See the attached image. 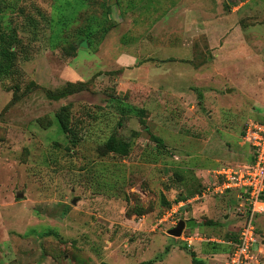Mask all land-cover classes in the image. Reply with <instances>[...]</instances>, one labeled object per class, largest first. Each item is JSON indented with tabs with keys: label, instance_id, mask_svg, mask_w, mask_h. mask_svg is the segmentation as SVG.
Segmentation results:
<instances>
[{
	"label": "rangeland",
	"instance_id": "rangeland-1",
	"mask_svg": "<svg viewBox=\"0 0 264 264\" xmlns=\"http://www.w3.org/2000/svg\"><path fill=\"white\" fill-rule=\"evenodd\" d=\"M67 2L0 0V25L31 50L17 63L19 78L0 80V264H191L180 237L167 234L190 219L212 241L188 249L207 264H227L232 247L223 242H235L243 222L239 206H228L238 193L185 208L176 200L182 181L197 185L204 153L233 155L247 120L264 119V0H198V18L180 10L194 0H83L74 14ZM65 16L64 35L91 18L113 28L101 42L93 38L96 50L69 36L75 56L66 57L48 38ZM31 82L38 88L25 93ZM68 82L89 85L46 97ZM15 84L23 95L11 103ZM111 96L144 109L146 128L134 116L118 126ZM63 106L75 146L55 118ZM111 134L130 143L127 156L99 154ZM196 204L208 208L196 212ZM252 222L257 241L245 263L264 264V213Z\"/></svg>",
	"mask_w": 264,
	"mask_h": 264
},
{
	"label": "trees",
	"instance_id": "trees-1",
	"mask_svg": "<svg viewBox=\"0 0 264 264\" xmlns=\"http://www.w3.org/2000/svg\"><path fill=\"white\" fill-rule=\"evenodd\" d=\"M72 3L73 4L70 5L67 2V5L69 8L75 9V11L73 12L74 14L81 7L83 0H80L78 4H77V0H72ZM73 14L69 16H72ZM107 14L108 13L103 14L102 19H105ZM66 18L68 17L66 16L62 17V20L55 22L56 30H54V32H52V34H50V36L48 37L50 47L51 48L62 47L61 52L66 57L75 56V47H74L75 45H73V41L69 39V36L71 37L74 36L80 41H85L89 48H91L92 50H96L95 48H92L93 38L96 37L99 39L98 42H101L105 34L108 32V30L113 28V26L105 27L104 25L98 23L97 21L94 22L93 20L95 19L91 18L93 20L89 19L91 23L90 26L83 28V29H79L73 35L71 34L64 35L63 32L67 30V26L70 21L69 18L68 19ZM30 24L34 25L31 21H30ZM36 33H37L36 29H33L31 31V37H29V39L31 38L35 39ZM72 39L74 38L72 37ZM30 52H31L30 46L22 42V40L16 33V29H10L7 27L3 28L0 25V80L7 79V78L9 79L19 78V76L21 75V71L17 68V63L18 61H27L29 59ZM88 85H89V82H86V83L85 82H76V83L68 82L60 90H57V91L46 90L45 95L49 100L57 101L65 96L87 90ZM36 88H38V86L31 82L25 86L24 92L30 93ZM12 89L13 90H12L11 103H14L20 99V97L23 95L22 93L23 91L16 84L14 85ZM109 103L115 110L116 114H118L119 116V120L117 122L118 126L122 125L123 118L134 116L137 118L138 123L142 127L146 128L144 120H143V116L145 114L144 109H139L137 107H134L116 96H111L109 98ZM67 111H68L67 106L61 107L59 111L55 114V118L58 123L59 129L68 139V143L75 146L76 141L74 139V134L72 133L71 128L67 124V114H68ZM263 121L264 119L261 122ZM150 138L154 141L156 146H160V147L163 146V142L160 138L155 137V136H150ZM129 151H130V143L121 141V139H118L115 136V134H111L107 138V140L103 143V145L99 147V154L101 156L113 154V155L125 157L128 155ZM195 181L198 182L194 178V182ZM196 184H197L196 186L190 187L189 181L187 180L182 181L181 185L184 188V191H182L184 192V195L180 193L181 195L179 197V200H176V203L180 201H185L189 197H193L195 194L200 195L199 188L201 187V185H199L198 183ZM261 200L264 202V195H262ZM166 205L170 207L169 206L170 204L166 203ZM204 221L206 224L213 225L212 223L208 221L206 222V220ZM205 223L203 222V224ZM185 224H187L186 229L188 231L187 233L183 232L185 235L194 233L193 231L194 228L200 226L199 223H196L194 220H191V219L186 220ZM194 243L196 244L199 242H194ZM193 245L194 244H192V246ZM192 246H189V247H192ZM179 247L181 250L185 251V253L188 254V256L190 257L191 264H207L204 260L197 257L193 251L189 250L185 242H183V245H180ZM221 247H222L221 251H227L228 249V247L224 245H221ZM168 251H169L168 248H166L163 254L166 255ZM229 251H230V248L228 249V252ZM142 264H152V261H147Z\"/></svg>",
	"mask_w": 264,
	"mask_h": 264
},
{
	"label": "built area",
	"instance_id": "built-area-1",
	"mask_svg": "<svg viewBox=\"0 0 264 264\" xmlns=\"http://www.w3.org/2000/svg\"><path fill=\"white\" fill-rule=\"evenodd\" d=\"M241 140L251 152L250 162L220 167L210 173L211 180L202 191L201 197L223 195L226 192L238 193L239 212L243 222L235 242H226L232 247V252L227 255V264H246L252 258V248L256 243V234L252 218L254 215L264 213V121L247 120ZM186 215V212L183 213ZM187 247L194 242H208L198 233L180 236Z\"/></svg>",
	"mask_w": 264,
	"mask_h": 264
},
{
	"label": "crops",
	"instance_id": "crops-1",
	"mask_svg": "<svg viewBox=\"0 0 264 264\" xmlns=\"http://www.w3.org/2000/svg\"><path fill=\"white\" fill-rule=\"evenodd\" d=\"M180 10L182 13H184L186 15V18H188V17L198 18V16H201V13L203 12L202 5L198 2V0H194V2L191 3L190 5L181 7ZM235 146H234L235 153H233V155L232 154L228 155L226 153L224 155H222V154L221 155H214V154L206 155L204 153V156H202L203 157L202 158L203 165L196 168L195 172H194V176L196 178L195 180L198 181L196 183H198L201 186H204L206 182H207L206 184H208L211 180L210 172L218 169L219 167H222L223 165L225 166L227 164H237V163L243 162V161H245V163L248 162L250 160L249 158L251 157L249 148L247 146H245L241 142V140L240 141L236 140ZM181 189H182V191H184L183 187ZM230 192H236V191H230ZM230 192H226L225 194L230 193ZM201 194H202V191H201ZM198 196H199V194H195L193 197H189L185 201L178 202L177 205L180 208H185L187 205L191 204L192 202H196V201H199L200 199L207 198V197L202 198L201 196L200 197H198ZM236 197L234 200H232V198L229 199L230 200V202L228 204L229 207L231 206L230 204H232V203L239 206L238 205L239 201H238V198H236ZM196 205H200V206L194 208V211H196V212H198L200 209L207 210V208H208V205H206V204H202V205L196 204ZM223 222H229L230 223L231 221H230V218L227 217V215H225ZM236 225L237 224H235L234 226H236ZM230 228H232V226H230ZM194 233H198V232L194 231ZM227 242H229V241H227ZM223 243L225 244L226 242H223ZM193 244H195V243H193ZM228 254H226V257Z\"/></svg>",
	"mask_w": 264,
	"mask_h": 264
},
{
	"label": "water",
	"instance_id": "water-1",
	"mask_svg": "<svg viewBox=\"0 0 264 264\" xmlns=\"http://www.w3.org/2000/svg\"><path fill=\"white\" fill-rule=\"evenodd\" d=\"M17 198H21L22 197V194L21 193H18L16 195ZM74 203V202H73ZM184 226H185V222L184 220H179L176 224L175 227L169 229L167 231V234L170 236V237H173V238H179L182 234V231L184 229ZM264 244V243H263Z\"/></svg>",
	"mask_w": 264,
	"mask_h": 264
},
{
	"label": "clouds",
	"instance_id": "clouds-1",
	"mask_svg": "<svg viewBox=\"0 0 264 264\" xmlns=\"http://www.w3.org/2000/svg\"><path fill=\"white\" fill-rule=\"evenodd\" d=\"M185 222V221H184Z\"/></svg>",
	"mask_w": 264,
	"mask_h": 264
}]
</instances>
